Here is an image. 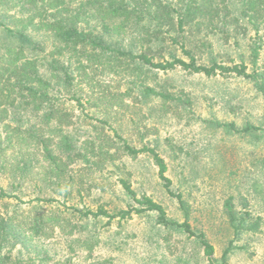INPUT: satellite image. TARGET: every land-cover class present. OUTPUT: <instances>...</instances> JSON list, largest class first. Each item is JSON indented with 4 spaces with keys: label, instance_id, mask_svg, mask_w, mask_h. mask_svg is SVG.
Here are the masks:
<instances>
[{
    "label": "rangeland",
    "instance_id": "obj_1",
    "mask_svg": "<svg viewBox=\"0 0 264 264\" xmlns=\"http://www.w3.org/2000/svg\"><path fill=\"white\" fill-rule=\"evenodd\" d=\"M214 19L202 29L207 32L208 44L195 50L198 60L208 64L214 59L225 66L243 61L249 70L247 44L254 31L240 22V27L230 25L222 30ZM170 45V40L164 43V59L168 58V50L185 57L180 43ZM258 67L264 71V37ZM131 68L127 61L120 65L102 61L87 65L84 72L75 71L73 83L81 104L72 98L74 92L64 91L61 99L74 113L73 132L78 136V145L84 151L93 142V156L89 154V164L81 159L69 168L70 184L62 182L60 190L42 187L37 178L27 181L21 190L13 192L20 198L8 199L10 206H18L25 213L32 212L37 203L44 209L68 207L66 213L73 208L94 210L103 206L113 213L134 204L121 189L120 179H125L138 197H151L163 206L168 219L182 222L184 210L177 198L166 192L147 155L119 154L113 163L108 159L97 167V151L104 141L115 146H121L123 141L136 147L154 146L167 163L170 188L181 195L192 229L205 234L214 252L209 258L193 236L175 225L159 224L157 214L151 211L132 213L124 219L89 220L85 229L69 236L65 235L66 226L64 231L60 230L62 233L55 229V236L47 242L48 263L221 264V253L233 238L224 214V201L234 196L237 208L250 211L253 217L260 216V225L254 232L241 234L236 243L244 248L230 254L226 264H264V168L260 162L264 144L202 121L213 118L235 121L237 125L246 121L263 124L264 97L254 90L251 81L233 72L217 71L207 76L180 68H143L134 76ZM138 84L163 89L166 94L183 99L184 104L144 98ZM6 184V178L1 176L0 185ZM65 189L69 193L62 195ZM37 194L53 200L31 202L30 198ZM78 235L89 239L92 248L82 244Z\"/></svg>",
    "mask_w": 264,
    "mask_h": 264
},
{
    "label": "trees",
    "instance_id": "obj_2",
    "mask_svg": "<svg viewBox=\"0 0 264 264\" xmlns=\"http://www.w3.org/2000/svg\"><path fill=\"white\" fill-rule=\"evenodd\" d=\"M212 17L222 30L240 22L254 31L247 44L249 70L243 61L225 66L214 59L208 64L198 60L195 50L208 44L207 32L202 29L211 23ZM263 37L264 0H0V177L7 180L6 187L0 185V264H49L47 242L55 236V229L62 233L60 230L64 231L66 226L65 235L69 236L85 229L89 220L124 219L132 213L151 211L157 214L159 224L175 225L193 236L211 258L213 245L203 232L192 229L181 195L170 188L167 163L154 146L136 147L126 141L115 146L104 141L97 151V167L104 160L113 163L119 154L147 155L166 192L175 196L184 210L182 222L168 219L163 206L151 197H138L125 179H120L121 189L135 205L113 213L103 206L94 210L73 208L66 213L68 207L44 209L40 203L32 206V212L25 213L18 206H10L8 199L20 198L13 192L36 178L41 180L42 187L60 190L62 182L70 184L69 168L81 159L88 163L89 154L93 156V142L84 151L78 145V136L73 132L74 113L61 99L64 91H70L81 104L73 83L76 70L77 74L84 72L87 65L102 61H115L117 65L127 61L134 76L143 68H180L207 76L217 71L233 72L251 81L254 90L264 97V71L258 67ZM167 40L170 46L180 43L185 57L168 50V58L164 59L162 51ZM157 57L160 60H155ZM137 87L144 98L184 104L183 99L166 94L163 89L147 84ZM202 121L264 144V123L246 121L237 125L235 121L213 118ZM260 162L264 168V152ZM67 193L65 189L61 194ZM51 200L39 194L30 198L31 202ZM224 212L233 238L221 253V264H226L234 251L244 248L236 243L241 234L254 232L260 225V216L253 217L250 211L237 208L234 196L225 199ZM81 237L77 238L91 249L89 239Z\"/></svg>",
    "mask_w": 264,
    "mask_h": 264
}]
</instances>
